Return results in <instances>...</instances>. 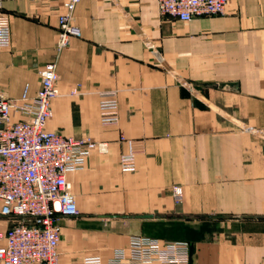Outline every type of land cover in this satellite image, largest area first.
Here are the masks:
<instances>
[{
  "label": "crops",
  "instance_id": "crops-1",
  "mask_svg": "<svg viewBox=\"0 0 264 264\" xmlns=\"http://www.w3.org/2000/svg\"><path fill=\"white\" fill-rule=\"evenodd\" d=\"M63 1L0 9L10 32L0 92L20 101L27 87L32 99L55 63L47 129L107 145L67 175L80 215L60 221L59 264L108 258L131 236L186 242L190 264H264V0H229L224 15L186 23L161 16L156 0H81L80 37L58 51ZM110 91L119 120L102 124ZM127 153L134 172L119 168ZM16 222L0 217V231Z\"/></svg>",
  "mask_w": 264,
  "mask_h": 264
},
{
  "label": "built area",
  "instance_id": "built-area-1",
  "mask_svg": "<svg viewBox=\"0 0 264 264\" xmlns=\"http://www.w3.org/2000/svg\"><path fill=\"white\" fill-rule=\"evenodd\" d=\"M228 1L156 0L161 16L183 23L224 15ZM80 2L63 1L58 51L80 37V29L73 23ZM9 45V29L0 26V48ZM39 76L40 89L32 99L27 97V87L20 101L9 100L0 92V217L17 220L5 232L0 231V264H59L60 221L80 215L67 175L83 170L93 152H107L105 143L47 129L52 102L59 96L56 64L43 66ZM14 114L19 117L15 119ZM98 116L102 124L118 122L115 92L100 94ZM118 164L122 172H134L135 155L122 154ZM171 197L180 204L182 188L173 187ZM79 264H190V248L186 242L131 236L127 246L113 250L110 257L86 254Z\"/></svg>",
  "mask_w": 264,
  "mask_h": 264
}]
</instances>
